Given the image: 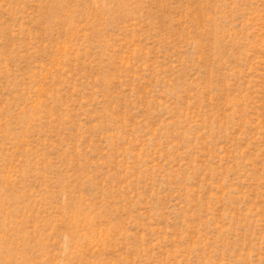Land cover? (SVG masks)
I'll use <instances>...</instances> for the list:
<instances>
[{"label": "rangeland", "instance_id": "obj_1", "mask_svg": "<svg viewBox=\"0 0 264 264\" xmlns=\"http://www.w3.org/2000/svg\"><path fill=\"white\" fill-rule=\"evenodd\" d=\"M0 264H264V0H0Z\"/></svg>", "mask_w": 264, "mask_h": 264}]
</instances>
